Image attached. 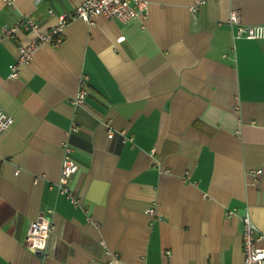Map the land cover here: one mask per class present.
Here are the masks:
<instances>
[{
    "label": "crops",
    "instance_id": "crops-1",
    "mask_svg": "<svg viewBox=\"0 0 264 264\" xmlns=\"http://www.w3.org/2000/svg\"><path fill=\"white\" fill-rule=\"evenodd\" d=\"M81 1L0 0V105L13 118L0 137V264H242L246 212L264 246V38H235L227 20L264 24V0L74 18L10 77L35 34L6 30L22 16L46 30ZM82 73L88 94L73 105ZM63 141L86 211L49 187ZM46 208L53 229L32 250L26 227Z\"/></svg>",
    "mask_w": 264,
    "mask_h": 264
},
{
    "label": "built area",
    "instance_id": "built-area-1",
    "mask_svg": "<svg viewBox=\"0 0 264 264\" xmlns=\"http://www.w3.org/2000/svg\"><path fill=\"white\" fill-rule=\"evenodd\" d=\"M7 4H12V0H5ZM204 0H194L192 7L202 4ZM149 0H82L70 12L59 15L58 23L42 30L39 23L30 16L20 17L13 26L6 30L7 33H12L17 27L24 30H31L35 37L28 44L18 47V55L13 63L9 64L10 77L18 75V68L27 63L37 48L42 44L56 46L62 40V30L65 24L74 18H80L88 24L93 23L97 16H102L108 19H117L121 22L130 21L132 18H140L145 21L148 16ZM49 13L52 11L49 9ZM228 24L233 26V36L235 38L244 37L248 39L264 38V24H242L236 11H232L227 20ZM78 79L77 89L74 96L71 98L73 105H80L84 102L88 94V75L82 73ZM13 118L0 105V137L3 132L11 125ZM107 124V137L111 138L116 131ZM76 129L75 121L71 120V126L66 131V134ZM121 134L123 141L133 142V135L126 132V129L117 131ZM63 154L61 158V170L59 179L56 183L50 184L49 187H55L59 194L64 195L69 202L75 207H80L86 211L85 205L82 202L81 196L70 187V179L73 173L77 170V163L71 156L72 147L67 141L62 143ZM258 169L257 172H260ZM150 212L152 209H149ZM228 215L233 214V210L228 209ZM89 218V217H88ZM241 239L243 250L242 264H264V246L257 244L261 238L258 230L246 212L241 216ZM53 229L51 220V209H43L39 216L28 222L25 232V245L37 251L44 250L48 236Z\"/></svg>",
    "mask_w": 264,
    "mask_h": 264
}]
</instances>
